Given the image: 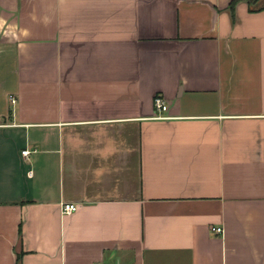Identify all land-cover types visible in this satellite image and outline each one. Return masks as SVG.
<instances>
[{"label":"crops","instance_id":"0c3cea01","mask_svg":"<svg viewBox=\"0 0 264 264\" xmlns=\"http://www.w3.org/2000/svg\"><path fill=\"white\" fill-rule=\"evenodd\" d=\"M0 54V264H264V0H0Z\"/></svg>","mask_w":264,"mask_h":264},{"label":"built area","instance_id":"2783aa9c","mask_svg":"<svg viewBox=\"0 0 264 264\" xmlns=\"http://www.w3.org/2000/svg\"><path fill=\"white\" fill-rule=\"evenodd\" d=\"M10 102L12 105H16L17 99L15 97H10ZM154 108L156 111V119H159V120L166 119L165 114L169 111V105L163 97L157 96L155 98ZM34 153H36V151ZM30 154H31V152L27 151V150L22 152V156L25 158L28 157ZM78 209H79L78 205L65 204L62 206V214L71 215V214L76 213L78 211ZM212 230H213V232L218 233V234L223 233V229H221V228H213Z\"/></svg>","mask_w":264,"mask_h":264},{"label":"trees","instance_id":"16d2710c","mask_svg":"<svg viewBox=\"0 0 264 264\" xmlns=\"http://www.w3.org/2000/svg\"><path fill=\"white\" fill-rule=\"evenodd\" d=\"M238 1H241V0H235V3L238 2ZM247 1L250 2V3H254L257 0H247ZM19 262H20V257H18V263L17 264H19Z\"/></svg>","mask_w":264,"mask_h":264},{"label":"rangeland","instance_id":"374dc122","mask_svg":"<svg viewBox=\"0 0 264 264\" xmlns=\"http://www.w3.org/2000/svg\"><path fill=\"white\" fill-rule=\"evenodd\" d=\"M1 55V54H0Z\"/></svg>","mask_w":264,"mask_h":264}]
</instances>
